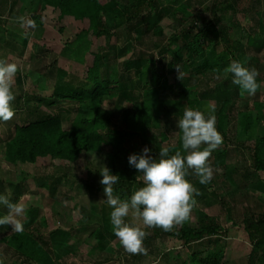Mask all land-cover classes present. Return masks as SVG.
Returning a JSON list of instances; mask_svg holds the SVG:
<instances>
[{
    "label": "trees",
    "instance_id": "trees-1",
    "mask_svg": "<svg viewBox=\"0 0 264 264\" xmlns=\"http://www.w3.org/2000/svg\"><path fill=\"white\" fill-rule=\"evenodd\" d=\"M225 1L228 2L225 8L231 9V13L236 15V5L240 0ZM5 2L0 1V10ZM126 2L128 3L127 0ZM19 6V12L24 14L27 10V16L38 26H43L42 11L48 6L60 11L59 19L72 16L75 20L87 21L88 27L75 36L74 41L78 42L75 47L85 54L90 51L92 41L88 34H91L93 38L106 37L110 49L103 51L100 48L92 51V64L87 68L84 77L57 68L56 79L50 92L40 94L27 90L16 96L14 111H27L33 118L15 123L8 128L6 139H1L6 162L32 164L39 158L49 157L56 167H61L59 165L62 162L72 164L79 160L82 154L100 152L104 147H108L110 171L119 176L117 184L113 186V194L127 199L143 186L139 173L128 164L129 155L140 153L147 146L151 149L149 155L159 158L162 140H168L166 133L160 131V141H157V135L152 130V127L156 129L161 119L159 112L167 119L170 116L177 117L171 114L175 107L180 106L183 111L192 107L199 110L202 109L204 101H218L215 126L221 136L228 138L227 127L234 103L243 100L248 94L242 96L239 86L231 85L229 79L224 86L205 89H199L197 86L199 82L206 81V76L225 69L232 60H239L245 65L237 56L241 51L245 57L242 47L240 48V41L233 40L227 35V30H223L217 22L202 19L201 25H198L196 21H192L177 37L169 38L165 44L157 42L156 46L160 47L158 59L153 56L143 61V57H131L118 61L120 57L125 56L126 49L110 45V39L117 34V29L122 26L120 31L127 40L140 41L149 35L162 36L164 31L160 23L164 17L171 15L170 9L159 6L156 0H136L125 5L118 1L110 3L103 0H20ZM176 10L186 12L187 6L179 4ZM109 11L114 14L115 31H111L106 23L105 15ZM1 16L0 12V23ZM259 24V28L264 31V24L261 21ZM258 38L249 34L247 44L260 50L263 40ZM28 41V36H21L0 24V44L6 48L5 51L14 50V45H18L20 54H24ZM174 44H177L176 48ZM219 44L223 45L220 52H209V46L215 47ZM77 53L76 50L75 54ZM62 54L67 55L65 50ZM167 55H170L169 61L166 60ZM245 59L255 61V58L251 57ZM146 62L154 64L149 80L144 79L146 74L143 69ZM52 66L54 67V64ZM18 82L20 83V80ZM257 82L259 87L253 95L252 107L245 105L238 111L235 125L238 145L244 146L243 140L253 141L250 149L251 165L247 167V172L238 173L237 167L228 163L229 149L223 139L214 151L211 163L212 168L223 169V174L233 184L238 181L234 179L236 172L247 182L254 180L257 172L264 173V100L255 99L259 95L260 77H257ZM42 89L46 90V86ZM106 100L112 103L107 109L104 106ZM130 105H138L139 108L131 110ZM66 106L75 112L68 128L63 125L61 113ZM116 114H123L125 126H116ZM177 133L176 144L169 146L170 155L176 151L184 154L182 133L178 128ZM27 179L25 176L18 183L10 181L14 193L13 202L27 193ZM63 179L65 180L63 176H54L42 185L49 190L50 195H55L58 186L64 182ZM100 189L103 190L102 185L97 186V192ZM3 214L0 210V215ZM26 216L27 220L21 232L12 231L7 225L0 226V243L12 249L23 263L61 264V256H57V252L64 250L66 254H71L73 251L66 246L74 237L83 233L89 232V237L96 241L101 252L106 250L109 242L116 239L110 220L102 213L99 215L93 211L85 212L82 215L83 220L73 221L74 223L71 222L65 227L59 226L52 230H47L48 222L45 216L38 218L33 210ZM60 216L63 219L65 217ZM196 216L197 222L194 225L186 220L179 227L169 231L159 232L154 229V236L156 238L165 233L176 237L183 246L193 247L182 264H220L224 248L218 242L226 236L227 229L209 216ZM231 224L238 225L235 221ZM242 225L253 245L248 255V264H264V202L261 203L260 212H250L244 217ZM148 240V236L145 237L144 244L147 245ZM198 245L211 247L206 256H203L205 249H198ZM108 255L110 254L103 255L105 257L101 263L111 258H108Z\"/></svg>",
    "mask_w": 264,
    "mask_h": 264
},
{
    "label": "rangeland",
    "instance_id": "rangeland-1",
    "mask_svg": "<svg viewBox=\"0 0 264 264\" xmlns=\"http://www.w3.org/2000/svg\"><path fill=\"white\" fill-rule=\"evenodd\" d=\"M6 1L0 12L1 25L19 33L21 36H28L29 41L27 48L23 54H20V47L14 45V50H6L0 44V58L6 59L9 63H16L18 71L14 77L12 89L15 97L26 92L46 94L50 92L54 79H56L57 68L64 69L69 74H76L79 77H84L87 68L92 64V51L96 49L107 50L110 49L106 37L93 38L88 34V38L92 41L90 51L86 54L79 51L75 46V36L82 29L88 27L87 21L75 20L72 16H64L59 19L60 11L51 6L46 7L42 11L44 17L43 26L35 25L34 28L28 26H21L20 19H30L27 16V10L22 14L19 12L20 0H0ZM113 3L118 1L122 5L130 4L136 0H103ZM159 6L170 9V16H166L161 21V26L164 35L156 36L149 35L143 40H127L117 29V34L110 39V45L123 47L126 49L125 56L120 57L118 61L123 59L133 58L137 59L143 57L145 59L153 57L160 58L159 48L156 43L165 44L169 38H175L181 34L186 26H190L192 21H196L201 25L202 19L213 20L221 25L223 30H227L233 40L240 41V48L242 47L245 57L255 58V61L245 59L240 51L237 53L245 66L255 67L261 79L259 95L255 99L264 100V31L259 28V22L264 24V0H240L236 5V15L231 13V9H226L228 2L225 0H156ZM230 3V2H229ZM179 4L187 6L186 12L176 10ZM231 4V3H230ZM112 7V6H111ZM231 13V14H230ZM113 12L109 11L106 15L107 26L111 31H115L116 21L113 17ZM221 18V19H220ZM114 27V28H113ZM61 28L62 30H59ZM123 29V28H122ZM251 34L258 39L263 40V47L258 50L253 46L247 44V37ZM135 36V35H134ZM177 44H174V48ZM209 52H220L223 45L219 44L215 47L209 46ZM67 55H63V51ZM78 51L75 54V51ZM166 60H170V55L166 56ZM201 61V60H199ZM54 64V67L52 66ZM56 67V68H55ZM154 67L153 63L146 62L143 72L144 79H151V69ZM52 71V73H50ZM19 78V79H18ZM205 82L197 84L199 89L213 88L215 86H224L229 79V83L234 85L231 81V74L224 72V69L217 72V74H210L204 78ZM20 80V83L18 82ZM46 86V90L42 88ZM137 92V91H136ZM253 95H246L243 100L235 101L234 108L230 112V123H228V138L222 139L227 143L229 149L228 163L237 167L238 173L247 172L246 169L251 165L250 149L253 145L252 140H243L244 146H240L236 142V118L238 111L242 110L245 105L252 107ZM111 101L106 100L104 106L107 109L111 107ZM14 102L12 106L14 107ZM219 102L208 100L203 102L201 110L206 116L212 115L216 120V111ZM127 106V105H125ZM138 106V105H137ZM136 105H130L131 110H135ZM196 109L195 107H192ZM182 110V111H180ZM63 125L68 128L71 118L75 115L72 108L66 106L62 109ZM172 115H177L180 118L183 115V108L178 106L172 109ZM159 123L153 132L157 135L156 140L160 141L159 133L164 131L168 140H162V147L174 146L177 142V117L170 116L165 119L162 113ZM33 115L29 116L27 111H14L13 117L8 121H0V193H4L11 200L14 193L10 187V181L14 183L20 182L25 176L27 179V193L18 197L16 201L23 203L26 208L22 217H20L23 225L26 223L28 212L33 210L37 213L38 218L45 216L48 222V229L59 226H67L71 222H79L83 220L85 212L93 211L95 214H105L110 220V212L112 209L106 203V196L103 190L97 192V186L101 185L100 180L102 176L100 172L106 168L110 170L108 160V147H104L100 152H87L82 154L74 163L62 162L61 167H56L49 157L39 158L35 163H17L10 164L4 159V144L1 139L5 140L7 137V130L15 123H21L25 119H32ZM116 126H125L123 114H116L114 117ZM155 126V125H153ZM216 127V126H215ZM217 129V128H216ZM257 130V128H256ZM217 131H219L217 129ZM220 132V131H219ZM255 132V130H254ZM214 151H212L209 159L213 162ZM182 153V152H181ZM183 154V153H182ZM58 164V162H57ZM121 168V167H120ZM54 176L65 177L64 182L58 186L55 195H50L49 190L43 186ZM223 174V169L213 168V179L208 184H200L199 178L191 173L187 177L194 187L198 189L199 195L195 196L196 204L191 210L188 223L196 224V215H206L216 221L221 227L227 229L226 236L219 239V245L224 248L223 258L220 264H248V255L251 253L253 245L244 231L242 220L244 217L252 212L257 213L261 211V203L264 202V173L257 172L254 180L248 181L241 179L239 174L234 175V184L229 178ZM139 179L143 181V177L139 174ZM92 185V187H88ZM237 185V186H236ZM92 188V189H90ZM0 210L5 214L6 209L0 207ZM85 210V211H84ZM84 211V213H82ZM64 215V219L60 216ZM228 217H230L228 219ZM126 221L131 222V216L125 218ZM235 221L238 225H232ZM73 222V223H74ZM137 223H140L137 221ZM142 226V224H141ZM179 227V225L174 226ZM174 227L172 229H174ZM154 229L159 232H165L162 228L152 227L145 228L149 240L147 245L143 242V247L146 249L142 253L126 252L119 240L116 238L108 243L106 252L99 250V245L92 238L89 237V232L80 234L74 237L66 246L72 250L71 254H66L63 251H58L57 256H61V264H182L189 256L193 247H185L181 241L172 235H160L155 238ZM171 229V230H172ZM89 237V238H88ZM198 249H205L203 256L210 250L211 247L205 245H198ZM73 248V249H72ZM196 248V247H195ZM108 253L106 262L101 263ZM105 261V260H104ZM0 264H27L23 263L16 253L8 248L6 245L0 243Z\"/></svg>",
    "mask_w": 264,
    "mask_h": 264
},
{
    "label": "clouds",
    "instance_id": "clouds-1",
    "mask_svg": "<svg viewBox=\"0 0 264 264\" xmlns=\"http://www.w3.org/2000/svg\"><path fill=\"white\" fill-rule=\"evenodd\" d=\"M20 22L22 27H35L31 19L21 18ZM17 71L16 63L0 58V121H8L14 115L12 104L16 97L12 84ZM177 71L180 73L178 67ZM224 72L231 74L232 83L239 86L242 96L256 93L259 72L255 67L232 60ZM215 124L214 116H206L198 109L185 108L176 122V127L182 133L184 154L176 151L170 155L169 147H161L157 158L149 155L151 149L145 146L140 153L129 155L128 164L142 175L143 186L127 199L113 194V186L117 184L119 176L112 174L108 168L100 172L102 179L99 182L103 186L106 203L112 209V231L126 252L135 254L146 251L143 247L147 235L145 228L159 227L169 231L189 219L199 191L187 177L191 170L199 178L200 184H208L213 179L209 157L222 142ZM0 207L7 210L0 215V226H10L14 232L23 231L20 217L26 206L0 193ZM129 216L131 222L125 219Z\"/></svg>",
    "mask_w": 264,
    "mask_h": 264
}]
</instances>
